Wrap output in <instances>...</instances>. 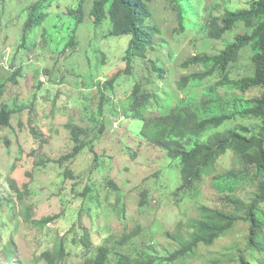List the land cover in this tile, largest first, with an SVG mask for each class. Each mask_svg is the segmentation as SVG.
<instances>
[{"label":"rangeland","instance_id":"obj_1","mask_svg":"<svg viewBox=\"0 0 264 264\" xmlns=\"http://www.w3.org/2000/svg\"><path fill=\"white\" fill-rule=\"evenodd\" d=\"M250 1L180 0L181 9L169 0H151L146 23L156 28L153 41L145 57L134 59L131 73L125 74L123 56L130 37L107 38L109 21L93 24L94 0L84 2L83 23L73 44L67 39L76 21L68 12L79 0H55L42 26L27 32L25 20L37 0H0V105L22 109L11 116L9 126L0 125V246L12 237V264H47L41 255L54 252L60 242L66 254L59 264H84L87 257L80 239L85 232L90 249L108 246L132 259L171 264L169 257L181 248L202 206L226 208L227 196L249 201L254 192L250 184L230 185L232 190L222 179L214 183L210 177L192 196L177 195L180 161L140 136L143 124L128 105L136 84L158 97L148 116H160L178 100L201 101L220 77L180 91L181 79L200 71L183 65L199 53H220L230 39L246 31L238 24L222 40L213 41L201 24L209 14L223 15ZM153 66L163 70L162 77ZM18 69L22 76L17 82L7 81ZM230 72L234 79L253 72L250 49L242 52ZM114 77L112 89L104 87ZM258 95L259 91L246 94ZM230 125L256 128L258 122L238 118ZM69 127L84 131L80 140L85 148L57 164L75 146ZM234 168L231 152L217 164L218 174ZM27 209L30 220L24 221L21 214ZM48 217L53 219L44 226L33 223ZM247 233L248 226L241 224L213 248L200 247L175 264H236ZM1 253L0 249V264H6Z\"/></svg>","mask_w":264,"mask_h":264},{"label":"trees","instance_id":"obj_2","mask_svg":"<svg viewBox=\"0 0 264 264\" xmlns=\"http://www.w3.org/2000/svg\"><path fill=\"white\" fill-rule=\"evenodd\" d=\"M55 0H37L30 6L25 20V32L33 31L48 18V8ZM86 0H79L76 9H69L68 15L76 21V27L68 37V44L74 43V35L83 23V5ZM151 0H94L91 15L93 24L99 27L105 20L109 21L110 30L106 37L129 36L128 48L124 53L125 74H130L136 58H144L153 41L156 28L146 22L151 17L149 8ZM176 7L180 0H169ZM181 32L185 30L184 14L180 12ZM238 24H243L246 31L237 34L226 43V47L218 54H198L191 57L184 67L195 65L200 69L193 75L185 76L178 84L180 91L191 83H203L215 76L220 79L208 87L201 101L185 103L178 100L175 107L166 110L160 116H148L156 95L143 91L136 84L128 105L134 119L143 124L140 136L147 142L164 150L172 160L180 161L181 186L177 195L192 196L199 185L211 178L214 183L223 180L232 190L250 184L254 192L248 202L235 196L224 197L226 208L202 206L200 216L191 221L187 238H182L181 248L168 259L171 264L178 263L196 252L200 247H214L220 240L232 234L239 225L248 226L244 250L238 251L236 264H264V0H251L244 8L227 9L223 15L209 14L206 22L201 24L202 31L207 32L210 40H222ZM245 49L251 51L253 72L241 78H231V66L238 61ZM158 70L163 76V70ZM21 70L14 71L7 79L16 83L21 77ZM115 77L104 83V87L112 89ZM4 86L0 84V92ZM249 91H259L256 97H247ZM22 109H12L0 105V125L9 126L10 118ZM252 119L258 122L256 128L230 125L235 119ZM75 144L73 150L60 157L57 164L75 158L84 148L80 137L84 131L69 127ZM34 137H39L34 129H30ZM236 158V166L225 174H218L217 164L227 153ZM46 162H51L46 160ZM41 162H39V165ZM231 185V186H230ZM10 187L14 190L13 183ZM22 193L18 194V202L22 201ZM10 202V201H8ZM21 216L29 221L30 213ZM53 218H43L33 222L44 226ZM80 244L84 248L87 260L84 264H159L156 260L132 259L119 250L112 251L108 246L90 249L91 241L88 232L81 237ZM0 246L1 258L6 264H12L16 251L12 237ZM60 242L57 249L45 252L41 259L47 264H59L65 259L66 251ZM238 250V248H237ZM95 252V253H94Z\"/></svg>","mask_w":264,"mask_h":264},{"label":"clouds","instance_id":"obj_3","mask_svg":"<svg viewBox=\"0 0 264 264\" xmlns=\"http://www.w3.org/2000/svg\"><path fill=\"white\" fill-rule=\"evenodd\" d=\"M75 9H76V8H75ZM41 26H42V25H41ZM39 27H40V26H39ZM39 27H38V28H39ZM38 28H36V29H38ZM36 29H34V30H36Z\"/></svg>","mask_w":264,"mask_h":264}]
</instances>
